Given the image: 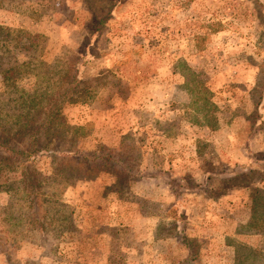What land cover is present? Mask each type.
<instances>
[{
	"label": "rangeland",
	"instance_id": "1",
	"mask_svg": "<svg viewBox=\"0 0 264 264\" xmlns=\"http://www.w3.org/2000/svg\"><path fill=\"white\" fill-rule=\"evenodd\" d=\"M0 27V264H264V0H0Z\"/></svg>",
	"mask_w": 264,
	"mask_h": 264
},
{
	"label": "trees",
	"instance_id": "2",
	"mask_svg": "<svg viewBox=\"0 0 264 264\" xmlns=\"http://www.w3.org/2000/svg\"><path fill=\"white\" fill-rule=\"evenodd\" d=\"M3 30V28L2 27H0V31H2ZM3 31H5V32H7V33H11V34H14V33H20V32H16V31H12V30H3ZM22 35L24 36V37H27V39H29V43H30V45L29 46H32V45H36V39H38L39 37L38 36H29V35H26V34H23L22 33ZM5 37H7V35H5ZM12 41H14V42H16V43H20L21 41H22V39L21 38H19V37H17V38H14ZM32 44V45H31ZM31 64L30 63H26V64H24L23 66L24 67H29ZM20 68V66L19 65H14V67H9V68H2V69H0V76H2V78H3V80L5 81L7 78H8V76L9 77H13L14 75H15V73L18 71V70H20L19 69ZM61 97H62V102H64V103H67V104H70V103H74V101H71L70 99H69V97H68V94L67 93H62L61 94ZM30 103H33L32 102V99H30V101H29ZM61 102V103H62ZM62 105H63V103H62ZM30 109H31V107H30ZM54 115V113L53 112H51L49 115H48V117H49V120L50 121H53V120H55L56 118H57V116H55ZM32 184V183H31ZM32 186L34 187V185L32 184Z\"/></svg>",
	"mask_w": 264,
	"mask_h": 264
}]
</instances>
